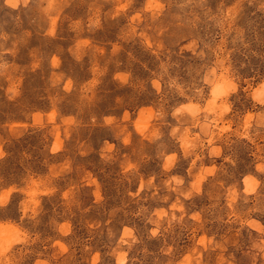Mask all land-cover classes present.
Wrapping results in <instances>:
<instances>
[{
    "label": "rangeland",
    "instance_id": "rangeland-1",
    "mask_svg": "<svg viewBox=\"0 0 264 264\" xmlns=\"http://www.w3.org/2000/svg\"><path fill=\"white\" fill-rule=\"evenodd\" d=\"M0 264H264V0H0Z\"/></svg>",
    "mask_w": 264,
    "mask_h": 264
}]
</instances>
